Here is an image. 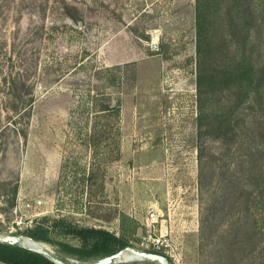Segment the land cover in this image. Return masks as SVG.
Segmentation results:
<instances>
[{"label": "rangeland", "instance_id": "rangeland-1", "mask_svg": "<svg viewBox=\"0 0 264 264\" xmlns=\"http://www.w3.org/2000/svg\"><path fill=\"white\" fill-rule=\"evenodd\" d=\"M259 18L248 57L264 71ZM194 22L195 0H0V233L28 238L43 223L53 242H36L65 264L96 260L55 244L78 243L52 228L63 217L170 264H264V92L225 90L236 137L203 135ZM117 65L115 80L107 68ZM94 95L118 107L113 162L93 158L80 130ZM149 232L170 247L153 246Z\"/></svg>", "mask_w": 264, "mask_h": 264}, {"label": "trees", "instance_id": "trees-1", "mask_svg": "<svg viewBox=\"0 0 264 264\" xmlns=\"http://www.w3.org/2000/svg\"><path fill=\"white\" fill-rule=\"evenodd\" d=\"M263 12L264 0H195L197 122L198 128L204 129L203 135L205 136L227 139L226 142L236 137H228L235 132L229 125V112L224 111L226 105H222L220 101L221 94L225 90L233 89L238 93L250 91L257 96H263L264 71L263 69L255 70L248 57L250 31L259 16H261L259 20L264 21ZM219 26L221 31L217 30ZM107 71L115 74L113 79L119 78L120 67L118 65L107 68ZM10 82L13 87L16 86L14 80ZM255 98L260 104L262 98ZM111 101L106 96L91 97L89 107L84 109L86 111H82L83 114L86 112V117L91 114L90 125L87 129L89 121L86 118L85 125L80 128L84 133L88 148L92 151L93 158L101 151L106 163L113 162L120 156L119 130L115 126L113 128V123L108 121L110 117L116 118L118 110L117 105L111 104ZM98 120H100L99 124ZM259 135L260 144L263 146L264 131ZM92 178V168H89L86 181L89 182ZM86 188L89 190L91 185H87ZM51 226L53 229L62 227L64 233L77 239V245L60 242L55 244L78 261L100 258L130 245L128 241L108 230L79 226L66 222L63 217L54 219ZM50 232L43 223H38L23 231L28 238L34 241L49 243L53 242L49 236ZM0 262L4 264H54L41 254L2 242H0Z\"/></svg>", "mask_w": 264, "mask_h": 264}, {"label": "water", "instance_id": "water-1", "mask_svg": "<svg viewBox=\"0 0 264 264\" xmlns=\"http://www.w3.org/2000/svg\"><path fill=\"white\" fill-rule=\"evenodd\" d=\"M0 242L17 245L21 248L41 254L54 264H65L61 259L49 252L44 246L30 238L0 233ZM134 260H147L158 264H170L165 255L153 251L138 249L131 245H126L115 253L97 258L92 262L84 264H114L116 262H129Z\"/></svg>", "mask_w": 264, "mask_h": 264}, {"label": "built area", "instance_id": "built-area-1", "mask_svg": "<svg viewBox=\"0 0 264 264\" xmlns=\"http://www.w3.org/2000/svg\"><path fill=\"white\" fill-rule=\"evenodd\" d=\"M146 220L148 221V223L151 226H154L157 221H158V213L156 211V209H152L151 211H149L146 215ZM148 239L150 240V243L159 248V247H163V248H167L170 247V244L168 243L167 240H164L162 238V236H156L154 235V233H150L148 234ZM76 263H78L77 261H75Z\"/></svg>", "mask_w": 264, "mask_h": 264}]
</instances>
